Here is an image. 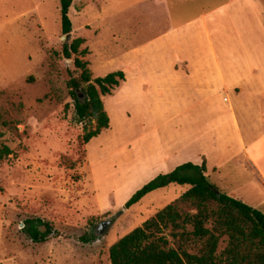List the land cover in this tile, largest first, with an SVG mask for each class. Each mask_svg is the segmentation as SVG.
Masks as SVG:
<instances>
[{
	"label": "rangeland",
	"instance_id": "1",
	"mask_svg": "<svg viewBox=\"0 0 264 264\" xmlns=\"http://www.w3.org/2000/svg\"><path fill=\"white\" fill-rule=\"evenodd\" d=\"M221 1L72 0L67 42L84 38L80 49L88 54L79 58L89 62L92 78L118 70L130 77L101 96L109 126L85 144L86 122L77 120L67 85L79 70L75 55L62 54L61 0H0V149L10 150L0 161V264H110L114 242L185 190L171 184L125 208L179 161L162 160L170 151L171 123H162L169 92L143 93L139 78L155 67L169 77L170 58L180 52L173 46L188 31L205 41L200 16ZM249 1L258 4L252 19L264 25V0ZM232 168L225 169L237 181ZM35 218L53 228L45 242L23 229ZM109 219L98 235V225Z\"/></svg>",
	"mask_w": 264,
	"mask_h": 264
},
{
	"label": "crops",
	"instance_id": "2",
	"mask_svg": "<svg viewBox=\"0 0 264 264\" xmlns=\"http://www.w3.org/2000/svg\"><path fill=\"white\" fill-rule=\"evenodd\" d=\"M257 5L222 0L210 8L200 16L205 41L186 32L173 46H180V52L170 58L169 77L155 67L139 78V85L143 93L168 91L171 98L169 116L162 122L171 123L170 151L162 160H179L175 167L204 163L205 174L221 192L264 213V25L252 19ZM124 75L121 83L129 82ZM184 152L190 153L182 159ZM227 166L234 173L237 169V181Z\"/></svg>",
	"mask_w": 264,
	"mask_h": 264
},
{
	"label": "trees",
	"instance_id": "3",
	"mask_svg": "<svg viewBox=\"0 0 264 264\" xmlns=\"http://www.w3.org/2000/svg\"><path fill=\"white\" fill-rule=\"evenodd\" d=\"M72 0H61L60 26L63 35L72 31L69 8ZM84 38L64 41L62 54L79 70L67 82L78 121H85L82 142L87 143L109 126L102 95L124 80L121 70L92 78L89 62L79 58L88 54L80 49ZM81 95V96H80ZM10 153L0 149V161ZM201 165L186 162L159 174L125 203L130 208L148 193L171 184L188 189L174 201L146 219L109 247L110 264H264V213L239 199L221 192ZM23 229L34 242H45L53 234L50 224L28 219ZM90 242L92 236H84ZM221 242L225 245L219 249Z\"/></svg>",
	"mask_w": 264,
	"mask_h": 264
},
{
	"label": "water",
	"instance_id": "4",
	"mask_svg": "<svg viewBox=\"0 0 264 264\" xmlns=\"http://www.w3.org/2000/svg\"><path fill=\"white\" fill-rule=\"evenodd\" d=\"M70 38H71V33L68 34L67 36H66V35L62 36V39H63L64 41H68ZM111 221H112V220L109 219V220H105V221L101 222V223L98 225V227H97V234H98V235L103 234L104 228L107 227V226L111 223Z\"/></svg>",
	"mask_w": 264,
	"mask_h": 264
},
{
	"label": "flooded vegetation",
	"instance_id": "5",
	"mask_svg": "<svg viewBox=\"0 0 264 264\" xmlns=\"http://www.w3.org/2000/svg\"><path fill=\"white\" fill-rule=\"evenodd\" d=\"M96 232H97V229H96Z\"/></svg>",
	"mask_w": 264,
	"mask_h": 264
}]
</instances>
